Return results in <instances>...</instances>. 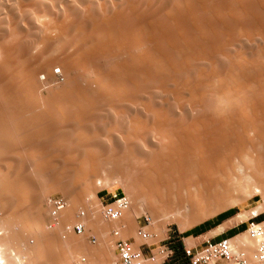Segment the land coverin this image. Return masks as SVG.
Returning a JSON list of instances; mask_svg holds the SVG:
<instances>
[{"label": "bare ground", "instance_id": "bare-ground-1", "mask_svg": "<svg viewBox=\"0 0 264 264\" xmlns=\"http://www.w3.org/2000/svg\"><path fill=\"white\" fill-rule=\"evenodd\" d=\"M56 1L55 4L58 5V1ZM78 1L82 5L84 11L78 14V11L75 13L71 8L70 11H67V18H65L64 14V21L62 20L63 18L61 19L63 22L56 19L57 17L55 15H53L55 16L54 18L51 15L52 12L51 14L49 13L53 27L50 25L52 29L50 30L49 28V30H47L48 33L50 32L49 36L46 41H44L45 43L42 45L40 51L35 55L31 53L32 51H28L24 44L25 42L19 37H16L15 41L10 38V40H13V42H9L12 43L11 45L8 43L9 46H2L3 35L1 34L2 32L0 33V53L2 55V59L0 60V133L5 131V129L8 130L9 126L6 128L5 125H7L6 123H8L9 118V120L12 119L11 123L13 125H16L13 123V120L14 122L17 120L15 122L17 126H21V122L33 126V129H36L37 125H43V122L36 125L33 116L27 121V118H24L25 115H23L27 114L26 116L28 117V112L25 113V109L29 108L27 106L28 104L23 100H26L27 97L31 98L32 94L40 91L41 83L36 79L38 73H44L50 76L53 74L52 70L56 65L60 66L64 73L73 68L83 71L91 69L94 71L93 73L95 76L93 81L90 82L88 80V83L85 82L87 86H83V84L81 85V82L78 81L79 79H75L73 75V77L69 78L68 85L57 93L58 102L63 104V102L66 103L68 97V100L73 97L75 101L72 99L70 102L73 103L74 109L75 106H77L76 109L78 108L77 110L79 112L81 111L80 107L83 106V102L87 104L84 103V107H89L95 104L93 102H98H91L92 100H89L90 97H103L106 100L108 99L106 101L108 105L114 104L116 100L130 101L133 105L137 104L144 109L145 114L147 113L150 115V118L139 120L136 117H132L130 119V134L137 137V135L139 136L144 132V145L147 146L148 153L143 156L144 166L141 167L138 174L135 172L137 171L135 169L136 167H134L136 162H129L133 164L130 167L133 166L135 170L127 165L126 157L128 156L125 157L126 160L123 158L125 162H121L120 160L119 162L121 163H119V165L116 164L115 166L110 164L113 167L108 163L111 161L103 159L106 162L108 161L104 166H107V164L110 166V168H107L108 166L105 168L102 165V163H104L102 162L103 160H101V163L95 158L97 154H99V151H97L98 149L93 151L86 148L84 155L82 152L84 159L78 161L76 163V169L72 170L73 173H75L73 176V183L71 182V184H68L66 183L67 181L64 183L62 180L63 178H57L58 182L56 180V182L47 184V187L44 186V189L46 187V191L41 188L44 193L46 192L45 194L60 190L64 197L68 199H65L66 207L59 216L60 222L61 220L63 223L66 221L70 224H73L74 221L83 222L84 231L83 234L80 235L83 236L91 220L90 215L96 220L102 217L100 211L97 210L99 208H94V204L92 205V203H90L94 201L92 200L94 199L92 194L96 187L93 185L91 188H87L90 189L89 192L91 194L86 191V196L81 197L80 193L82 191H80L79 187L76 185L88 171V175L91 174L90 176L101 179L102 186L108 185V182H106V180L104 181V179L109 181L112 177H116V180L119 177L120 181L122 179V181H126L127 184L129 183V186L127 184L124 186L127 190L126 193H128L127 198L130 203L129 207L124 212V217L115 223L132 219L138 214L133 206V202L137 197L135 195L137 194H139L141 198L158 201L165 209H163L164 212H175V210H177L179 213V210L187 203V206L190 205V207H193L191 209L194 210L195 208L194 212L202 211L199 213L203 214L205 211L202 209L200 210V206H202V208L203 206H207L210 204L208 202L213 199V203H215L214 208H212V210L210 208V210L206 211L203 215L200 214V217H198L199 214L195 212L198 218L194 219L196 218L194 216V218H192L193 220L191 219L190 222L188 221V225H185L186 227H191L204 219L222 212L228 207L230 202L233 203L238 201L234 200V198L239 195L238 192V195H235L234 192L233 195H235V197L229 196L231 195L229 193L226 199L221 198L218 194L220 188L218 189L217 183L221 185H219V187H223L222 190L220 189V192H222L224 185H232L233 188H236L240 178L249 176L250 178L252 177L254 181L255 189L263 192L264 180H260L253 176L247 163L254 164L258 170L264 169V150H262L264 148V0H120L119 4L115 7H109V5L106 4L109 1L101 4L95 3L93 0ZM59 8H62V6ZM61 11H59V13ZM16 15L18 14L16 13ZM66 19L68 20L65 21ZM46 23L48 24V22ZM17 27L19 28V26ZM18 28L17 30H19ZM38 28H35V31ZM38 31L41 30L38 29ZM37 33L38 32H36V35ZM48 33H45V35H48ZM26 35L28 36V34ZM46 37L47 36L44 38ZM52 49L53 51L50 52ZM54 49L56 51L58 50L57 52H60L61 55L54 54ZM42 56H46V58H43L45 59L43 61L40 60ZM96 98L93 100H96ZM209 99L210 101L212 100V102L214 101L213 108L209 105L210 101H207ZM79 100H81L80 103L78 102ZM170 101L175 102L174 104L180 107L189 106L191 104H194L193 106L196 104L202 106L203 101L206 106L208 102V107L210 106L212 108V110L210 108L212 112L211 114L209 112V115L203 112L208 116L195 115L197 117H193L194 119L178 122L168 117V106L166 105L170 103ZM77 102L79 105L81 104L80 107H78L79 105ZM13 103L18 106H25V103L26 108L23 106V108L18 107L19 110L17 111L15 109L16 106L13 107ZM67 103L69 104V101H67ZM76 103L77 105H75ZM116 103H118V101H116ZM162 103H166V107L163 106ZM33 105L35 106L36 103L34 104L33 102ZM30 106L32 105L30 104ZM33 108L30 107L29 109L32 110ZM20 109L21 111L22 109L25 110L23 114ZM31 110L27 109L29 112ZM75 110L73 112L77 113ZM18 112L22 114L23 118H19V115H17ZM62 112H58V114L60 113L59 116L54 112V115L58 116L55 119L61 117L62 122L57 119L61 124L63 123V118L69 117L67 114L63 116L65 112H63V114ZM74 113L73 116L76 115ZM4 114L9 116L7 117L5 115V117ZM78 116H80V114L76 117ZM38 118L41 117L38 116L37 119ZM77 119L79 120V117ZM66 121L64 120V122ZM37 123L39 122L37 121ZM12 124L11 126H13ZM45 126L43 127L44 129L50 128V124L48 127ZM37 128L39 129L38 126ZM33 129L32 131H35ZM56 129L54 130L57 131ZM40 130L38 131V135L45 134V132H42V127ZM46 131L48 135L49 129ZM60 132L61 130L59 133ZM152 133L153 136L155 134L157 135V137H154L156 138L155 140L152 136L148 137V134L151 135ZM23 134L21 136L20 133V136L18 135L16 137L23 140V142L30 139L29 134H27L28 137L23 136ZM23 142L21 141V144ZM2 145H4L3 147L5 148V144ZM26 145L29 144L27 143ZM260 145H262V149L259 148ZM130 150L131 149L126 151L129 152V156L132 154L130 157H133L135 153H133V150L131 153ZM45 154L46 153H43V155ZM50 155L51 153L49 157H51ZM35 160L30 161L37 164H33V167L35 165V168L42 169L40 173H43V170L46 168L47 170L51 169V167L49 168V164H54L53 162L51 163V158L38 160L36 162ZM130 160L131 158L129 161ZM140 161L142 160L140 159ZM116 162L117 161H115V163ZM14 165L12 166L10 163H5L4 165V169L7 173L14 171L12 175H10H15L14 178L8 176L12 181L14 179V184L12 182L10 183L11 180H8L9 178L7 181H9L10 186L17 185L19 187L18 191L20 192L17 191L18 187L15 188L11 186L17 191L16 194L22 191V193L25 194L24 191L26 192V188L24 187L25 189L21 191L22 184L20 186L18 179H15L21 175H18V173L22 172L21 168H23V164L21 166L15 165L17 167ZM76 171L78 174L77 177H75L77 175ZM35 172L37 171L35 170ZM44 172L46 171L44 170ZM133 173L138 174V176ZM132 174L133 177L130 176ZM85 176H87V174ZM0 177L3 176L0 175ZM63 177H65V175ZM263 177H261V179ZM97 181L99 182L98 179ZM104 182H106V184ZM7 183L6 185H8ZM100 184L99 182L98 185L100 186ZM6 185L0 183V189L3 187L1 189V194H4V191H9L10 187L7 186L9 188L6 189ZM212 185L217 187L215 188V186ZM182 187L187 189L188 193L186 196L187 201H184V204L180 200V198L183 197L179 195L181 194L179 190ZM12 188H10V191ZM212 188L217 189V191ZM28 189L30 190L31 188ZM161 189H163V192H161ZM10 191L7 193L9 194ZM84 191L85 188L83 192ZM184 192H186V190ZM8 194H6L7 197ZM43 194H41L42 196L39 195L40 198L43 197ZM82 194L84 193H81V195ZM46 196L47 195H44V197ZM91 197L92 199H90ZM239 197L240 196L236 198ZM15 199L16 197L13 200ZM20 199H22V197ZM40 200H38L36 204L39 203ZM69 201L71 207L76 203H80L86 212V217L78 218L74 212L75 205L71 208L69 206ZM15 202L16 200L13 201L12 209L13 206L16 207L18 204V202ZM149 202L151 203V201ZM40 205L41 204L38 206ZM152 206L154 205L150 207ZM150 207H148L149 212L151 209ZM156 207H153L152 210H155L154 208ZM207 207L209 208V206ZM159 209L161 210V208ZM67 210L69 211L67 212ZM151 213L154 215L155 212L153 213L152 211ZM167 214L168 213H166L164 218L165 221L161 219V225L164 223L166 224V222L171 219L170 217L166 219L168 217ZM10 217L14 218L15 216L11 214ZM242 218L243 216L241 217L240 215L236 217L237 221L238 219L242 220ZM229 223L232 224L234 222L233 220L225 222L198 238L221 232L228 227ZM262 225L264 226V221H262ZM162 227L164 226L162 225ZM157 230L156 232H158ZM133 231H135L136 234L138 229L135 228ZM148 233L150 239H152V234L150 232ZM132 234H134V232ZM122 236H129L127 230L125 233H122ZM248 237L249 235L244 232L236 237H231L230 242L235 248L243 250L244 244L249 241ZM72 245H70V247ZM105 245L110 251L114 248V243L113 245L112 243H106ZM74 247L76 246H73V251H76L77 248L75 249ZM55 248L57 249V246H55ZM56 249H53V251L55 252ZM81 252L84 254V251ZM86 253H88L89 256L90 254L92 255L89 251H86ZM72 254H74V252ZM88 254L86 255L87 257ZM76 257L75 255L70 257L71 264H79ZM108 259L109 257H104L102 259L104 261L101 260L100 263H106ZM1 260L3 264H5V260ZM90 260L88 257V262L85 264L94 263H91ZM115 260L116 257L113 261ZM97 263L100 264L99 262H96V264ZM249 263L256 264L255 253L252 255V258L249 259Z\"/></svg>", "mask_w": 264, "mask_h": 264}, {"label": "rangeland", "instance_id": "rangeland-1", "mask_svg": "<svg viewBox=\"0 0 264 264\" xmlns=\"http://www.w3.org/2000/svg\"><path fill=\"white\" fill-rule=\"evenodd\" d=\"M55 1L56 0H45V1L44 0H15V1L14 0H0V33L2 32L1 34L3 35V40L1 43L2 46H5V47L9 46L8 45L9 42H13V40L15 41L16 37L17 38L19 37L22 41L25 42L24 44H25L26 48L28 49V51H30V52L32 51L31 53H33V55H35L40 51L42 45L45 43L44 41H46V39L49 36L50 32L48 33L47 30H49V28L51 30L53 27V24L51 23L52 20L49 17V13L51 14V12H52V14H51L52 16L55 15L57 17L56 19H59V20H61L63 18L62 20L64 21V19L67 18V16H68L67 11H70L71 8L73 9L72 11H74L75 13L78 11L77 12L78 14H80V13H82V11H84L82 5L79 3L78 0L77 1L75 0L76 2L74 0H71V1L70 0H65V1L64 0L63 1L57 0L58 5L55 4ZM107 1H109V2L106 3ZM93 2L98 3V4L106 3L109 5V7H111V6L115 7L116 5L119 4L120 0H116V1L115 0H95V1L93 0ZM45 4H47V5H45ZM60 4H61L62 8H59V7H61ZM74 4H75V6H74ZM25 5H26V7H25ZM67 5H69L70 7ZM67 8H69V9H67ZM59 11H61V12L59 13ZM4 13H5V15H4ZM16 13L18 15H20L22 19L20 18V16L16 15ZM64 14H65V18H64ZM55 16H53V17L55 18ZM3 19H5V20H3ZM28 19H29V21H28ZM8 20H10V21H8ZM18 20H19V22H18ZM67 20L68 19H66L65 21H67ZM46 22H48V24ZM16 25L19 26V28ZM32 25H34L35 27ZM16 27L19 30H17ZM1 28H4V29H1ZM5 28H6V30H5ZM35 28H38L41 31H38V29H36V31H35ZM9 30H10V33H9ZM20 30H22V31H20ZM42 31H44V32H42ZM36 32H38L37 35H36ZM45 33L46 34L48 33V35H45ZM26 34H28V36ZM45 36H47V37L44 38ZM10 38L13 40H10ZM34 38H35V40H34ZM38 39H40V40H38ZM6 40H7V43H6ZM9 44L11 45L12 43H9ZM52 51H53V49L50 52H52ZM55 51H54V54L61 55L60 52H57L58 50L56 51V53H55ZM43 58H46V56L45 57L42 56V58H40V60L41 61L45 60ZM1 59H2V55L0 53V60ZM93 72L94 71L91 69H86L85 71H83L81 69H74L73 68L70 71H67L66 73H64V71H62V68L60 66L56 65L52 70L53 74L50 76H47L44 73H38L37 74L38 76L36 77V79L38 82L41 83L40 91L37 93L35 92L36 95L32 94L31 98L27 97L26 100H23L26 102V104H28L27 106L29 108L30 107H32V108L34 107V108L32 110L27 108L28 110H31L29 112V111H27V109H25L26 104L24 103L25 106H23V105L22 106L25 107L24 109L26 111L24 109H22V111L20 109V111L22 114L24 111H25V113L28 112V117L26 116L27 114H23L26 116V117L24 116V118H27V121H28V119H30V117L33 116L35 118L34 121L36 122V125L43 122L42 123L43 125H40L42 127V130L44 129L43 127L45 126V124H46L45 127H48V125L50 124V126H49L50 128L44 129L42 132H45V134H43V135L40 134L42 136L41 137L40 135H38V131L41 129V127L39 125H37L39 127V129L37 128L36 125H35L36 129H33V126H29L24 122L20 123L21 126H17V123H15L17 120L15 122L13 120V123L16 124V125H13L11 123L12 119L9 120L10 119L9 118L8 123L10 122L13 126H11L10 123L9 124L6 123L7 124V125H5L6 128H8L7 126H9L10 129L9 128H8V130L5 129V131H2L3 133L2 132L0 133V144L1 145L5 144V148L3 147L4 145H2V146L0 145V175L3 176V177H0V183H4V185H6V183L8 182L7 183L8 185L5 186L6 189H8L9 187L12 188L13 186L15 188L18 187L17 185H13V186L11 185L12 187L10 186L9 181H7V179L9 178L8 176H11L14 171L7 173L4 169V165H5V163L6 164L10 163L12 166L14 164L17 166H19V165L21 166L23 164V168H21L22 172L19 171L21 173H18V175H20V174L21 175L19 177H16L15 179L16 180L18 179V182H20V186L22 184L23 188L21 187L20 190L22 191L23 189L26 188V192H27L26 193L24 191L25 194H23L22 193L23 191H22L21 193L16 194L18 189H19V187H18L17 191L14 188H12L10 191V188H9L10 193L8 194L7 192H9V191L5 192L4 191L5 187H4V189H3L4 194H1V189L3 187L0 189V244L2 245V246L0 245V258L5 260V264H8V263L9 264H23V263L26 264L27 262L29 264H71L70 257H72V255H75V257L77 256L76 260L79 264H81V263L85 264L86 262H88V257H89V260L91 259L90 260L91 263L94 262L92 264H96V262L100 263L104 257L105 258L109 257V259H108L109 263L108 262H106V263L110 264L116 257L114 248H112V250L110 251L107 248V246L105 245L106 243H112V245L114 243V238L110 235V230L112 228H118L121 231V233H125L127 230V233H129V236H127V237L123 236V237L132 239L134 246L138 247L141 244V241L138 238V234L133 235L132 232H133V229H135V228L138 229L136 222H137V218L141 214L149 215L151 218L150 225L144 227L145 230H147L148 232H150L152 234V237H151L152 239H149L146 243H144V245H142L144 253H148L150 250H152L154 248V246H156L160 243H164V244H168V245L172 246L174 243L180 241L181 239H183L182 241L186 244V246L193 247L194 245H197L199 247L203 242H205L208 239L218 240L221 238H230L228 235V231L231 228H237L240 225H244V227L246 228L248 221H252V220L257 221V222L264 221V218L262 220H260V218H258L259 215H263V217H264V191L262 192L260 190L255 189L256 187L254 185V181H253L252 177L250 178L249 176H247V177L244 176V177L239 179L238 186H236V188L234 187L236 190L233 188L232 185H231L232 187L230 185H224L223 191L220 192V189L222 190L223 187H219L220 184L218 185V183H217L218 189L220 188L218 190V194L221 198L226 199L227 196L229 195V193L231 194L229 196H232V197H235V195H238V194H239L238 196H240L239 198H236L238 196H236L234 198V200H238L237 202H233V203L230 202L228 204V207L222 211V212H225V211L230 210V209L235 211L234 215L226 218L225 221L223 220L224 222L222 221L223 223H225V222H229L230 220L231 221L233 220L234 223H232V224L229 223L228 227L232 226V225H235V226L226 229L224 232H222L218 235H216V234L219 232H216V233H212L210 235L198 238L199 236L207 234L212 229L222 225L223 224L222 222H220L218 225L204 231L203 233H201L197 236L189 235L187 237H183V234L185 232L190 231L195 226H198V225L203 224L207 221L213 220L218 214L222 213V212H220L214 216H211L207 219H204L203 221H201V222H199V223H197L191 227H186L188 225V223L191 221V219L194 218V216L196 217L194 219H197L201 215L205 214L206 211L210 210V208H211V210H212V208H214L215 203H213V199H212V201L209 200L210 202H208V203H210L207 205V206H209V208L207 206H203V208H202V206H200L199 209L200 210L202 209L203 211H205V212H203V214L199 213L202 211H198V212L195 211L196 214H199L197 217L195 212H194L195 208H194V210L191 209L193 207H190L189 204H188L189 206H187V203H185V205H184L185 207L183 206L182 209L179 208L181 210L178 209L180 211V213L177 210H175V212H171V211L170 212L169 211L164 212L165 209L163 208L161 203H159L158 201H154V200L153 201L148 200V199H145L143 197L141 198V197H139L140 196L139 194L135 195V196H137L136 199L137 198L138 199L137 200L135 199V201L133 202V204H134L133 206L136 209L138 214H136V216L132 219H128L125 221L122 220L121 222L115 223V222L107 221L103 217L97 218V220H96L90 215L91 220L86 227L84 235L79 237L77 235L71 234V238H70V234H69L66 237V239L61 238V230H62V226L68 222L64 221V223H63L61 220L58 228H54L51 230L48 229L47 224L52 220V218L50 216V213L48 212L49 209H47V208H49L48 204H47V200L52 196H56V195L58 196L59 195V196L64 197V195H63L62 191H60V190L55 191L53 193L45 194L46 192L44 193L41 190V188L43 190H45L47 187V184L56 182V180L58 182V179H62V178H63L62 180L64 183L66 181H67L66 183H68V184L69 183L71 184V182L73 183V181H74L73 176L75 175V173H73L72 170L76 169V163L78 161L84 159L83 155H84V151L86 152V148L93 150V151H96L98 149L97 151H99L98 152L99 154H97V156L95 158H97L100 162L103 159L111 161L112 163L107 161L109 163V165L111 164V165L116 166V164L119 165V163L125 162V160L127 159L128 160V161L126 160L127 165H129V167H130L133 164H131L129 162L134 161V162H136L134 167H136L135 169L137 170L135 172H137L138 174H139V171L141 170V167L144 166V161H143L144 157L143 156L147 155V153H148V150L146 148L147 146L144 145L145 144L144 143V132L142 134H140L139 136L137 135V137H134L130 134L131 133L130 119L132 117H136L139 120H144V118H147V119L150 118V115L147 113H146L147 114L146 115L144 112V109L142 107L138 106L137 104L133 105L130 101L116 100V101H118V103H116V101H115L114 104L108 105L107 104L108 102H106L108 99L106 100L103 97L102 98L101 97L100 98L99 97H97V98L96 97H92V98L90 97L89 100L91 99L92 100V101L90 100L91 102H93V101H98V102H93V103H95L93 105H91L92 103L90 102L91 104L90 103H88V104L91 106H89V107L85 106L86 107L85 108L84 105L86 104V102L82 101L83 106H81V104L79 105V103L83 99L79 100L78 101L79 103L77 102L79 105L78 107H80V106L82 107V108L80 107V109H81V111H80L81 113H80L77 110L78 108L76 109L77 106H75V109H76L75 110L73 103L70 102V101H72V99H74L73 97H72V99L70 98V100H68L69 97H68V99H66L67 101H69V104L67 103V101H66V103L63 102V104H60L61 102H58L57 93L60 92L63 87L68 85L70 77H73V75H74L75 79L78 78L79 80L78 79L77 80L80 81L81 82L80 84L81 85L83 84V86H84V85H86L85 82L88 83L87 82L88 80L91 82V81H93V78H95ZM53 98H54V100H53ZM95 98H96V100H93ZM33 99H35V100H33ZM76 100H78V99H76ZM74 101H75V99H74ZM207 101L209 102L210 99ZM33 102H34V104L36 103L35 106L33 105ZM203 102H202V104H203L202 106L200 104H196L195 106H193L194 104L193 105L191 104L192 106L189 105V106L180 107L179 105L174 104L175 102L170 101V103H167V105H166V106H168L167 107L168 108V113H167L168 117H170V119H172V120L180 122V121H186L188 119H192L193 117L194 118L197 117L195 115L208 116L209 115L208 113L210 112V114H211V112H212L211 110L214 107V103H213L214 101L212 102V100H211L210 101L211 104L209 103V105L212 108L210 106L208 107V102L206 103L207 104L206 106L204 105L205 103H203ZM205 102H206V100H205ZM71 103H72V105H71ZM77 103L75 105H77ZM30 104L32 106H30ZM162 104H163V106H165L166 103H162ZM15 106H16L15 109L17 111L19 110L20 107H22V106H18L16 104H14L13 107H15ZM13 107H11V108H13ZM203 107L205 110L203 109ZM210 108H211V110H210ZM74 110L77 111V113L76 112L74 113L73 112ZM62 111L65 113L63 114ZM54 112H56V115L58 114V112H62L63 116H66V114H67L69 117H65L66 119L63 118V123L61 124L59 122V121L62 122L61 117L57 118L59 121L57 119H55L56 117L59 116L60 113L58 114V116H55ZM66 112H68V113H66ZM203 112L207 113L208 115L203 113ZM73 113L76 114V115H74L75 118L73 116ZM22 114H20V112H18L17 115H19V118H23ZM79 114H80V116H78L79 117V120H78L77 119L78 117H76V116ZM5 115L7 117L9 116L7 114H4V116ZM38 116L41 118L37 119ZM67 118H69V119H67ZM54 119L57 121V123ZM43 120H45V121H43ZM64 120L65 121L67 120V121L64 122ZM6 121H7V119H6ZM37 121L39 123H37ZM35 126H34V128H35ZM58 126H59V128H62L63 130L59 129ZM32 129L35 131H32ZM48 129H49V131H48V135H47L46 130H48ZM54 129H56L57 131H55ZM60 130H61V132L59 133ZM20 133H21V136L24 133L23 136H25V137H28L27 134H29L30 139L26 138L27 141L28 140L29 141L27 142L24 140L25 142H23V140L17 138L16 136H18V135L20 136ZM33 135H36V136H33ZM45 135H47V136H45ZM149 136L150 137L152 136L154 140L156 139L154 137H157L156 134L153 136V133L151 135L148 134V137ZM33 137H36V138H33ZM18 139L20 140V142ZM21 141L23 142L22 144H21ZM17 142H18V144H17ZM26 142L29 145H26L27 144ZM261 146L262 145H260L259 148L262 149L263 147H261ZM92 148H94V149H92ZM129 149H131L130 150L131 153H132V150H133V153H135V155L133 157H130L132 154L129 156V152H127ZM262 150H264V148ZM87 151H89V150H87ZM29 152H30V155H29ZM82 152H83V155H82ZM43 153H46L45 154L46 156L43 155ZM50 153H51V155H50L51 157H49ZM144 153H146V154H144ZM126 156H128V157H126ZM125 157H126V159H125ZM49 158H51V160H50L51 163L53 162L54 164H52V165L49 164V168L51 167V169L47 170V168H46V169H44L46 172H44V170H43V173H40V171L42 172V169L40 170L38 168H35V165H37V164L33 163L32 161H34L36 159L35 160V162H36L38 160H46ZM130 158H131V160L129 161ZM140 159L142 161H140ZM263 159H264V154H263ZM30 160H32V161H30ZM120 160H121V162H119ZM115 161H117V162L115 163ZM102 162H104V163H102ZM102 162L101 163L103 166H104V164L107 163L105 160H103ZM33 164H35L34 167H33ZM251 164L252 163H247V166L250 168L253 176L259 178L260 180H264V177H263L264 176V169L258 170V168H256L254 166V164H252V165ZM17 166H15V167H17ZM107 166H108V164H107ZM107 166H104V167L106 168ZM110 166H108L107 168H110ZM111 167H113V166H111ZM138 167H139V170H138ZM130 168L133 169V166ZM34 169L37 172H35ZM135 169H133V170H135ZM61 171H62L63 175L61 174ZM76 174H77V171H76ZM86 174H87V176H85ZM86 174L84 176H82L83 178H81L79 180V182L76 183V185L79 187L80 191H82L81 193H84V194L86 193V191L89 192L90 189H87V188H89V187L91 188L93 185L96 187V189L93 191V194H92V197H94V199H92V197L90 198L94 201H91L90 203H92V205L94 204L93 205L94 208L95 207H96V209L99 208V209H97L98 211H100V207H101V199L99 198L100 195H103L105 203L110 201V198L113 194L124 193L127 196L128 193H126L127 190L124 187V186H126L127 183L124 180L122 181V179L120 181L119 177L117 180L115 179L116 177H112L111 179H109V181H107V179L103 178L104 181L106 180V182H108V185H106V186H102L101 179L97 178L99 180V182L101 183L99 186L98 185L99 182L97 181V179L90 176L91 174L88 175L89 171ZM133 174H136V173H133ZM133 174L130 176L133 177ZM138 174H136V176H138ZM64 175H65V177H63ZM14 176H11V178L12 177L14 178ZM66 176H67V178H66ZM77 176H78V174L75 177H77ZM260 176L263 178L261 179ZM11 178H9L8 180H11ZM82 179H84V180H82ZM103 179H102V181H103ZM62 180H61V182H62ZM75 181H76V179H75ZM80 181H81V183H80ZM11 182L13 183L14 179H13V181L11 180L10 183ZM106 182H104V183L106 184ZM127 182H131V181H127ZM7 186H9V187H7ZM44 186H46L45 189H44ZM212 186H215V185H212ZM217 186H215V188ZM28 188H31V189L29 190ZM84 188H85V191L83 192ZM162 190L163 189H161V192H163ZM183 190L184 191L186 190V192H184ZM3 191H2V193H3ZM40 191H42V192H40ZM179 191L181 193L179 195H181L183 197V198H180V200L184 204V201L185 202L187 201V197H186L188 194L187 189L182 187ZM215 191H217V189H215ZM18 192H20V191H18ZM234 192H235V195H233ZM237 192H238V194H237ZM5 193L8 194V197L6 196ZM39 193H41V194L44 193L43 197H44V195H47V196L44 197L45 199L43 197L40 198L39 195H41V194H39ZM81 193H80L81 197H85L87 194L86 193L85 195L84 194L81 195ZM246 194H248V195H246ZM87 196H89V195H87ZM15 197H16V199H15L16 202H18V200L21 197H22V199L19 200L17 205L15 204L16 203L15 202L14 204L16 205V207L13 206V209H12L13 201H15L13 199ZM64 198L67 199L66 197H64ZM21 200H22V202H21ZM38 200H40V202L36 204V202H38ZM149 201H151V203ZM182 203H181V205H182ZM39 204H41V205L38 206ZM136 204H137V206H136ZM145 204H146V206H145ZM74 205H73L74 206V212L76 213V215H77L79 210H83L85 212L84 208L82 207V205L80 203H76ZM151 205H154V206L150 207ZM69 206L71 207L70 201H69ZM14 207H15V209H14ZM70 207H68V208H70ZM148 207L151 208L150 212H149ZM153 207H156L154 209L156 211L158 209V211L156 212L155 210H152ZM159 208H161V210H163V209L164 210L161 211ZM46 209H47V211H46ZM192 210H193V212H192ZM68 211L69 210H67V212ZM152 211H153V213L155 212L154 215L151 213ZM166 213H168L167 214L168 217L166 216L167 217L166 219H168L170 217L171 221L169 220L166 222V224L165 223L162 224L164 226V227H162V225L160 224L162 222L161 219H163L165 221L164 218H165ZM11 214H12V216H15V217L14 218L10 217ZM239 215L241 217L243 216V218H242V220L238 219V221H237L236 217ZM84 217H86V212H85ZM11 219H14V220H11ZM59 221H60V219H59ZM73 223H75V221ZM140 225H143V223L140 222ZM158 225H160L161 227ZM159 227H160V229H159ZM156 230L158 232H156ZM244 231H245V229L242 232L237 233L236 235H234L232 237H236L237 235L244 233ZM72 237H73V239H72ZM251 239L252 238L249 236L248 240L251 242H249V241L246 242L244 244V248H243V250H245L247 253L248 260L250 258H252V255L255 253V249H256L255 240L252 239L253 240L252 241ZM92 240H94V242H92ZM66 245H68V246H66ZM70 245H72V246L70 247ZM84 245L90 246L92 248H96L97 252L94 255L90 254L91 258L89 256V254L86 253V251H84V254L80 253L81 247ZM52 246H54V247H52ZM55 246H57V249L55 248ZM73 246H76V247H74L75 249L77 248L76 251H73ZM38 247L40 250L38 249ZM52 248L56 249V251L54 252ZM70 250H71V252L73 251L74 254H72L73 252L71 253ZM87 254H88V257L86 256ZM8 259H9V261H8ZM104 260H102V261H104ZM6 261H7V263H6ZM176 261H180V260L179 259H171L166 264H175ZM104 263L105 262H102L100 264H104Z\"/></svg>", "mask_w": 264, "mask_h": 264}, {"label": "built area", "instance_id": "built-area-1", "mask_svg": "<svg viewBox=\"0 0 264 264\" xmlns=\"http://www.w3.org/2000/svg\"><path fill=\"white\" fill-rule=\"evenodd\" d=\"M47 204L52 218L47 224V228L50 230L58 228L60 224L59 216L66 207V200L63 196L56 195L50 197L47 200ZM129 204V199L124 193L113 194L110 201L101 203L100 215L110 222L119 221L128 209ZM84 216L85 212L79 210L77 217L84 218ZM140 222L143 225H140ZM150 222V217L145 214H141L137 218V234L141 241L138 248L134 247L132 239L124 238L118 228L110 230V235L114 238V251L116 255V260L111 264H166L171 259H175L172 246L164 243H160L154 246L148 253H144L142 245L150 239V235L144 227L149 225ZM83 231L84 224L81 221L73 224L66 223L62 226L61 238L66 239L69 234L80 236L83 234ZM244 232L256 241V264H264V226L262 222L248 221ZM230 239L231 237L218 240L208 239L197 248L183 245L187 264H250L246 252L232 246ZM0 264H3L1 259ZM175 264L186 263L176 261Z\"/></svg>", "mask_w": 264, "mask_h": 264}, {"label": "trees", "instance_id": "trees-1", "mask_svg": "<svg viewBox=\"0 0 264 264\" xmlns=\"http://www.w3.org/2000/svg\"><path fill=\"white\" fill-rule=\"evenodd\" d=\"M234 214H235V211H233L232 209L227 210L225 212H222V213L218 214L213 220H210V221H207L203 224L195 226L190 231L185 232L183 234V237H187L189 235L197 236V235L203 233L204 231L218 225L220 222H222L223 220H225L226 218H228ZM258 218H260V220H262L264 217H263V215H259ZM244 229H245L244 225H240L237 228L230 229L228 231V235H229V237H232V236L236 235L237 233L242 232ZM172 248L174 249V258L179 259L180 262L187 264V260L184 256L182 243L180 241H178L172 245Z\"/></svg>", "mask_w": 264, "mask_h": 264}, {"label": "crops", "instance_id": "crops-1", "mask_svg": "<svg viewBox=\"0 0 264 264\" xmlns=\"http://www.w3.org/2000/svg\"><path fill=\"white\" fill-rule=\"evenodd\" d=\"M99 198L101 199V203H105V200H104L103 195H100ZM225 220H226V219H225ZM225 220H224V221H225ZM224 221H223V222H224ZM223 222H222V223H223ZM233 226H235V225L229 226V227H227L226 229H228V228H230V227H233ZM226 229H224L223 231L217 233L216 235H218V234L224 232ZM231 229H233V228H231ZM133 232H134V234H135V231H133ZM133 232H132V233H133ZM134 234H133V235H134ZM136 234H137V233H136ZM136 234H135V235H136ZM182 240H183V239H181L180 242L182 243V245H185V246H186V244H185ZM193 247H194V248H197L198 246H197V245H194ZM81 248H82L81 251H82V250H83V251H87V252L89 251L90 253H92V255H94V254L97 252V249H96V248H92V247L87 246V245H84V246H82ZM85 248H86V249H85ZM84 249H85V250H84ZM80 253H82V252H80Z\"/></svg>", "mask_w": 264, "mask_h": 264}]
</instances>
